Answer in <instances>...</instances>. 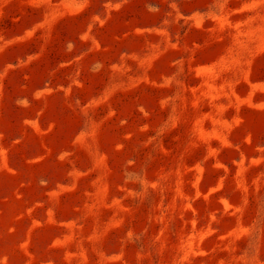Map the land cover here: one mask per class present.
I'll list each match as a JSON object with an SVG mask.
<instances>
[{
    "label": "rangeland",
    "instance_id": "rangeland-1",
    "mask_svg": "<svg viewBox=\"0 0 264 264\" xmlns=\"http://www.w3.org/2000/svg\"><path fill=\"white\" fill-rule=\"evenodd\" d=\"M0 264H264V0H0Z\"/></svg>",
    "mask_w": 264,
    "mask_h": 264
}]
</instances>
